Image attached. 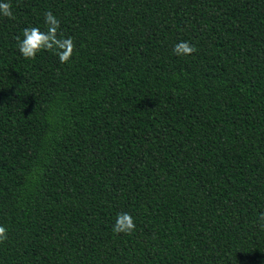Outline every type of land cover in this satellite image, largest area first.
<instances>
[{
	"label": "trees",
	"instance_id": "obj_1",
	"mask_svg": "<svg viewBox=\"0 0 264 264\" xmlns=\"http://www.w3.org/2000/svg\"><path fill=\"white\" fill-rule=\"evenodd\" d=\"M2 2L0 264H264V0Z\"/></svg>",
	"mask_w": 264,
	"mask_h": 264
},
{
	"label": "clouds",
	"instance_id": "obj_2",
	"mask_svg": "<svg viewBox=\"0 0 264 264\" xmlns=\"http://www.w3.org/2000/svg\"><path fill=\"white\" fill-rule=\"evenodd\" d=\"M12 6L9 2L0 3V16L6 18H14L11 10ZM44 23L46 31H41L38 27H26L23 29L21 39L17 36L18 51L24 59H35L37 53L48 51L58 57L60 63H67L73 55L75 44L71 37L64 38L58 35L60 21L51 11L44 14ZM195 51V47L186 41L179 42L173 47V54L177 56L191 55ZM259 226L264 229V213L258 217ZM135 223L132 216L128 213L117 214L112 231L116 234L130 235L135 230ZM8 238L7 229L0 226V243Z\"/></svg>",
	"mask_w": 264,
	"mask_h": 264
}]
</instances>
